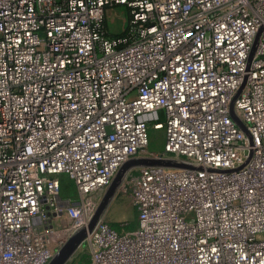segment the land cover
<instances>
[{"label":"built area","instance_id":"built-area-1","mask_svg":"<svg viewBox=\"0 0 264 264\" xmlns=\"http://www.w3.org/2000/svg\"><path fill=\"white\" fill-rule=\"evenodd\" d=\"M141 157L190 168L128 170L137 228L89 230ZM84 229V264H264V0H0V264H49Z\"/></svg>","mask_w":264,"mask_h":264},{"label":"rangeland","instance_id":"rangeland-1","mask_svg":"<svg viewBox=\"0 0 264 264\" xmlns=\"http://www.w3.org/2000/svg\"><path fill=\"white\" fill-rule=\"evenodd\" d=\"M109 20L111 22V28L113 32L120 33L126 29L129 21V15L123 7H117L113 8L112 11H110ZM159 118L160 119L158 121L151 123L149 130L150 147L148 149V153L154 155H158L159 153L163 152L165 142L164 127H155V124H161L163 122V117L159 116ZM61 179L62 194L67 197L76 196L77 192L74 182L67 175H62ZM104 195L105 194L103 193V195L100 196L101 201ZM103 214L104 219L119 230L134 231L138 226V212L134 203L128 196L120 194L115 195L106 206ZM71 222L72 221L70 219L64 218L58 224V227H67L71 224ZM67 264H84V262H82L81 260L78 261V256L76 254L74 258L70 259Z\"/></svg>","mask_w":264,"mask_h":264},{"label":"water","instance_id":"water-1","mask_svg":"<svg viewBox=\"0 0 264 264\" xmlns=\"http://www.w3.org/2000/svg\"><path fill=\"white\" fill-rule=\"evenodd\" d=\"M231 115L233 119L236 120L237 123L244 129L245 126L234 113L233 104L231 105ZM139 166H175V167L190 168L184 164H175L173 162L165 161L163 159L149 158V157L136 158L126 162L122 166L118 174L116 175L110 187L107 189L99 205V208L91 221L89 230H91L94 227V225L96 224V222L103 214L104 210L106 209V206L109 204L110 200L115 196L118 186L120 185L125 173L128 170ZM86 236H87V230L84 229L78 232L72 238H70L67 241V243L55 255V257L50 261L49 264H66L72 258V256L74 255L78 247L82 244Z\"/></svg>","mask_w":264,"mask_h":264},{"label":"trees","instance_id":"trees-1","mask_svg":"<svg viewBox=\"0 0 264 264\" xmlns=\"http://www.w3.org/2000/svg\"><path fill=\"white\" fill-rule=\"evenodd\" d=\"M114 228H116L115 226H113ZM117 229V228H116ZM119 230V229H118ZM87 259H86V257L84 256L82 259H81V261L82 262H84V261H86Z\"/></svg>","mask_w":264,"mask_h":264},{"label":"bare ground","instance_id":"bare-ground-1","mask_svg":"<svg viewBox=\"0 0 264 264\" xmlns=\"http://www.w3.org/2000/svg\"><path fill=\"white\" fill-rule=\"evenodd\" d=\"M112 11V10H111ZM110 15V11H109V14H108V16ZM156 128H161V126L159 125V126H157Z\"/></svg>","mask_w":264,"mask_h":264}]
</instances>
